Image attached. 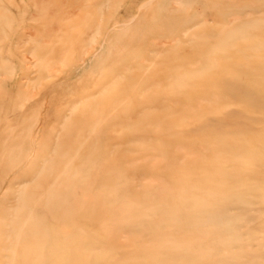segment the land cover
I'll return each mask as SVG.
<instances>
[{"label": "rangeland", "instance_id": "1", "mask_svg": "<svg viewBox=\"0 0 264 264\" xmlns=\"http://www.w3.org/2000/svg\"><path fill=\"white\" fill-rule=\"evenodd\" d=\"M263 23L264 0H0V264H161L155 230L182 232L148 211L176 187L197 128L163 130L176 131L166 144L156 117L238 109L216 88L252 66ZM15 218L30 231L21 255Z\"/></svg>", "mask_w": 264, "mask_h": 264}, {"label": "bare ground", "instance_id": "2", "mask_svg": "<svg viewBox=\"0 0 264 264\" xmlns=\"http://www.w3.org/2000/svg\"><path fill=\"white\" fill-rule=\"evenodd\" d=\"M253 39L252 66L238 68V74L228 73L231 78L238 76V81L221 82L216 88L219 92L238 94V109L228 112L224 104L214 108L198 103L195 107L199 110L188 115L160 113L156 117L157 129L167 134L166 144L175 138L176 131L163 130L187 129L192 124L197 128L192 129L189 135L191 154L183 172L175 180L176 187L167 190L166 202L157 201L148 211L149 214H161L172 229L182 232L172 236L167 235L164 229L155 230V244L147 250L164 252L158 255L161 264H185L182 260L185 258L190 259L187 264H264V23ZM228 84L233 85L226 88ZM186 91L192 94L199 92L194 86ZM192 99L194 101L195 97ZM212 109L223 114L205 117L204 114ZM139 124L143 121L140 120ZM237 124V132L219 129ZM159 167L165 172L163 163ZM70 173L71 170L67 174ZM124 190L125 193L117 197L125 198L132 194L129 185ZM140 198L139 202L146 197L142 195ZM183 200L186 202L181 204ZM134 204L140 205L130 202L133 206L129 208L131 217L138 212ZM184 205L188 210L187 216L179 212ZM22 213L16 211L14 214L19 218ZM5 224H8L13 237L8 243L9 250L13 255L23 254V238L29 235V229L17 218L14 223ZM166 237L172 239L171 244H178L170 246L167 252L161 246L166 243ZM186 237L191 240L189 246L183 242ZM21 245L23 248L20 249ZM141 249L133 248L132 252H140ZM63 252L64 260L65 247ZM139 259L128 256L126 262L117 264H135ZM97 261L99 264H115L104 261L102 256Z\"/></svg>", "mask_w": 264, "mask_h": 264}]
</instances>
